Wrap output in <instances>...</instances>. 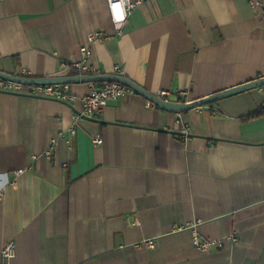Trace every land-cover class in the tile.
Segmentation results:
<instances>
[{
    "label": "crops",
    "instance_id": "crops-1",
    "mask_svg": "<svg viewBox=\"0 0 264 264\" xmlns=\"http://www.w3.org/2000/svg\"><path fill=\"white\" fill-rule=\"evenodd\" d=\"M82 47L98 74L205 98L264 78V0H141L120 33L107 0H0L1 72L86 75ZM147 102L110 100L71 136L78 99L0 90L9 264H264V85L184 113ZM194 236L222 246L202 253Z\"/></svg>",
    "mask_w": 264,
    "mask_h": 264
},
{
    "label": "built area",
    "instance_id": "built-area-1",
    "mask_svg": "<svg viewBox=\"0 0 264 264\" xmlns=\"http://www.w3.org/2000/svg\"><path fill=\"white\" fill-rule=\"evenodd\" d=\"M141 0H137L135 2H130V0H107L108 2V9L110 12L111 19L115 26V29L120 33L121 27L125 24L127 16L131 9H133L137 4L140 3ZM119 5L120 7L117 8L116 6ZM120 13L123 15L122 20H117L116 16ZM89 40L91 41L94 37H98L100 39V34L90 32L87 34ZM100 36V37H99ZM82 57L79 61L74 62L72 65L75 69L80 72L85 73L86 75H99L96 68L91 67L87 62V58L91 54V50L88 47H82L80 49ZM120 75V74H115ZM13 76L23 77V78H30L26 74V71L22 68L18 71V73L14 74ZM90 88L86 94L77 98L73 93L70 91L69 84H42V85H24L21 83L8 81L4 79H0V90L4 92H11V93H26L30 96L36 97H43V98H52L61 101H76L77 99L81 102V109L76 111L75 114L72 116V124L70 126L69 133L70 135H74V125L77 122L84 118H92L93 116L100 114L104 107L106 106L107 102L110 100H119L126 95L134 94V91L129 88L128 86L113 82V81H103L100 83L90 82ZM169 92L162 91L159 95V98L166 100ZM151 105L150 102H147V106ZM185 131V130H184ZM185 136H187V131H185ZM62 135V134H61ZM94 143L99 145L102 143V139L96 136L93 139ZM55 143V140L52 141ZM48 153V152H47ZM23 170H18L17 173H22ZM232 241H235V237H231ZM147 245L151 248L154 247V243L152 241H147ZM193 245L194 247L202 252L206 253L210 250L211 246L215 245L217 247L222 246V242L220 240H211L206 238H193ZM1 264H9L11 260L15 257V244L13 240H8L2 246L1 252Z\"/></svg>",
    "mask_w": 264,
    "mask_h": 264
},
{
    "label": "water",
    "instance_id": "water-1",
    "mask_svg": "<svg viewBox=\"0 0 264 264\" xmlns=\"http://www.w3.org/2000/svg\"><path fill=\"white\" fill-rule=\"evenodd\" d=\"M0 79L13 81L17 83H21L24 85H42V84H73L79 82H103V81H113L122 83L129 88H131L135 93L142 96L147 101L151 102L158 108L170 112V113H184L188 110L193 108L201 107L206 104L215 102L219 99L224 97H228L230 95H234L246 90H250L252 88L260 87L264 85V78L259 80H255L252 82H248L241 86H237L231 88L229 90H225L211 96H207L205 98L193 100V101H186V102H174V101H167L162 98H159L156 95H153L146 90L139 87L137 84L132 82L131 80L114 74H99V75H79V76H63V77H48V78H23L18 76H13L11 74H7L0 71Z\"/></svg>",
    "mask_w": 264,
    "mask_h": 264
},
{
    "label": "trees",
    "instance_id": "trees-1",
    "mask_svg": "<svg viewBox=\"0 0 264 264\" xmlns=\"http://www.w3.org/2000/svg\"><path fill=\"white\" fill-rule=\"evenodd\" d=\"M176 102H183V100L178 99ZM259 115H260V113H256V112H255V113H252V114L246 116V117L243 118V119H244V120L253 119V118L258 117Z\"/></svg>",
    "mask_w": 264,
    "mask_h": 264
},
{
    "label": "clouds",
    "instance_id": "clouds-1",
    "mask_svg": "<svg viewBox=\"0 0 264 264\" xmlns=\"http://www.w3.org/2000/svg\"><path fill=\"white\" fill-rule=\"evenodd\" d=\"M116 7L119 8L120 6L117 5ZM116 19H117V20H122V19H123V15L120 14V13H118L117 16H116Z\"/></svg>",
    "mask_w": 264,
    "mask_h": 264
}]
</instances>
